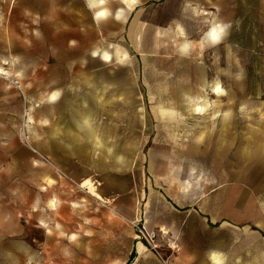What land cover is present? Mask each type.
I'll return each mask as SVG.
<instances>
[{
  "label": "rangeland",
  "instance_id": "374dc122",
  "mask_svg": "<svg viewBox=\"0 0 264 264\" xmlns=\"http://www.w3.org/2000/svg\"><path fill=\"white\" fill-rule=\"evenodd\" d=\"M0 264H264V0H0Z\"/></svg>",
  "mask_w": 264,
  "mask_h": 264
},
{
  "label": "bare ground",
  "instance_id": "6f19581e",
  "mask_svg": "<svg viewBox=\"0 0 264 264\" xmlns=\"http://www.w3.org/2000/svg\"><path fill=\"white\" fill-rule=\"evenodd\" d=\"M101 12H103V13H106V10L105 9H100L99 10V13H101ZM53 95L51 96V98L50 99H53ZM28 118L30 119V117L28 116ZM55 200V199H54ZM53 203V202H52ZM51 204V203H50ZM56 204H57V202H56ZM52 206H55V204H52ZM213 259H215V262H219V257L216 255V256H214V258Z\"/></svg>",
  "mask_w": 264,
  "mask_h": 264
},
{
  "label": "snow or ice",
  "instance_id": "6c2138e0",
  "mask_svg": "<svg viewBox=\"0 0 264 264\" xmlns=\"http://www.w3.org/2000/svg\"><path fill=\"white\" fill-rule=\"evenodd\" d=\"M100 2L103 3V0H100ZM99 15L102 17V16L105 15V13L101 12V13H99ZM216 38H217V37H216V34L213 33V39H216ZM105 59H107V57H105ZM54 98H55V97H53V99H54Z\"/></svg>",
  "mask_w": 264,
  "mask_h": 264
},
{
  "label": "built area",
  "instance_id": "2783aa9c",
  "mask_svg": "<svg viewBox=\"0 0 264 264\" xmlns=\"http://www.w3.org/2000/svg\"><path fill=\"white\" fill-rule=\"evenodd\" d=\"M171 249L172 250H177V246L173 244L172 247H171Z\"/></svg>",
  "mask_w": 264,
  "mask_h": 264
},
{
  "label": "crops",
  "instance_id": "0c3cea01",
  "mask_svg": "<svg viewBox=\"0 0 264 264\" xmlns=\"http://www.w3.org/2000/svg\"><path fill=\"white\" fill-rule=\"evenodd\" d=\"M214 256H216V254H214L213 257H212V260L215 262V259H213ZM218 257H219V256H218ZM219 262H220V259H219ZM219 262H215V263H219Z\"/></svg>",
  "mask_w": 264,
  "mask_h": 264
}]
</instances>
